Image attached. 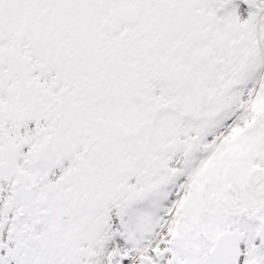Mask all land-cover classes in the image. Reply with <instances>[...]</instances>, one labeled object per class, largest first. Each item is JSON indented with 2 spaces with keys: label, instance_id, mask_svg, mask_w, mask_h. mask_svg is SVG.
<instances>
[{
  "label": "snow or ice",
  "instance_id": "obj_1",
  "mask_svg": "<svg viewBox=\"0 0 264 264\" xmlns=\"http://www.w3.org/2000/svg\"><path fill=\"white\" fill-rule=\"evenodd\" d=\"M0 264H264V0H0Z\"/></svg>",
  "mask_w": 264,
  "mask_h": 264
}]
</instances>
